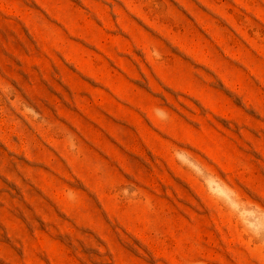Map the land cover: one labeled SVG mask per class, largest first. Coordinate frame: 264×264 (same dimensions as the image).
I'll return each mask as SVG.
<instances>
[{
  "label": "rangeland",
  "instance_id": "rangeland-1",
  "mask_svg": "<svg viewBox=\"0 0 264 264\" xmlns=\"http://www.w3.org/2000/svg\"><path fill=\"white\" fill-rule=\"evenodd\" d=\"M0 264H264V0H0Z\"/></svg>",
  "mask_w": 264,
  "mask_h": 264
}]
</instances>
